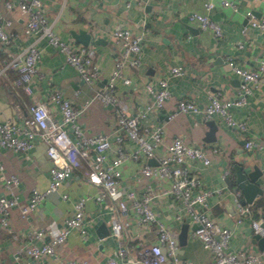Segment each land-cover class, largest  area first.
<instances>
[{
	"label": "crops",
	"instance_id": "0c3cea01",
	"mask_svg": "<svg viewBox=\"0 0 264 264\" xmlns=\"http://www.w3.org/2000/svg\"><path fill=\"white\" fill-rule=\"evenodd\" d=\"M212 1L213 7L206 11L203 0H40L47 18L53 20L54 30L72 45L80 42L71 35V28L83 27L92 33L93 38L99 37L98 41L89 44L99 68V76L91 84L84 82L77 70L66 61L62 51L41 40L31 94L19 91L14 85L13 72L0 73V120L15 118L17 109L24 116L28 103L46 100L53 88H59L75 107H81L94 88L105 82L119 55L120 47L111 38V31L119 26L142 31L140 62L124 69V75L130 80L123 82L118 78L115 88L123 107L129 112H137L152 101L151 93L144 87L145 83L150 81L157 87L158 78L166 77L168 80L170 94L160 112L153 111L146 119L149 124L162 123L164 131L161 142L154 149L155 157L148 159V162L155 163L156 157L164 154L166 143L175 135H181L187 143L204 149L210 158L209 162L189 159L186 162L188 172L198 176L199 184L196 187L221 189L207 197L206 205L196 203L194 207L209 214L218 224L232 228L230 249L245 247L259 250V245L253 240L251 218L264 221V192L256 194L248 202L249 213L237 222L234 203L236 193L232 188L234 184L229 183L227 176L230 175L234 182L235 169L231 165L235 162L244 171H249L253 164H257L261 172L255 181L264 191V158L260 151L243 146L244 137L264 140V83L253 85L244 103L231 106L233 116L245 121V130L228 125L219 113L206 117L201 113L179 111L173 117L165 118V114L176 107L177 99L181 96L199 104L208 102L214 93L223 98L234 97L239 77L227 66L226 58L230 56L242 66L255 67L256 58L264 53V33L250 25L244 16L247 9L255 16L263 15L264 0H231L235 8L224 5L221 0ZM193 9L206 11L220 24L222 34L214 35L209 29H199L196 23L189 21L188 12ZM0 12L12 19L11 25L6 26L11 32V40L8 43L0 41L1 65L8 56L31 41L33 35L26 28L24 17L17 7L6 9L3 0H0ZM173 64H181L184 71L170 74ZM50 105L53 106L52 103ZM52 108L55 110V107ZM55 114L60 117L57 110ZM206 119H212L217 125L213 139L204 137L208 128ZM77 120L88 134L100 131L112 133L116 110L95 98L82 109ZM208 136L212 137L210 133ZM123 145L128 150L135 148L134 142L127 137L123 139ZM0 159L5 166V174L13 172L20 178L15 189L19 204L28 199L32 187L43 189L47 185L51 160L46 154L45 142L39 136L34 138L33 146L26 151L4 148ZM142 161V154L136 159L124 161L121 167L124 179L121 189L129 185L140 191L141 180H137L136 174ZM86 168L84 165L72 172L57 191L47 193L35 209L29 210L27 217L21 215L19 204L10 209L8 224L0 226V256L3 264H61V260L70 258L85 264H106L108 256H117L116 250L121 243L132 253L137 252L138 233L145 242L155 240L154 225L140 224L130 210L120 214L123 222L120 237L112 234V202L108 197L96 199L100 187L84 178ZM226 169L228 173L223 176ZM238 191L242 197L241 190ZM1 192H5V189L0 175ZM61 192H67L68 196L62 198ZM79 195L85 197L86 237L73 229L57 247L56 257L44 255L34 259L22 255L19 259L14 258V251L20 244L34 240L29 235L31 226L43 227L49 223L55 227L62 225L65 217L71 213L72 200ZM153 207L158 218L177 237L179 254L193 264L208 263L210 251L192 234L194 222L185 211L182 201L167 194L156 198ZM100 222H104L101 227ZM184 224L186 233L179 240L178 234Z\"/></svg>",
	"mask_w": 264,
	"mask_h": 264
},
{
	"label": "built area",
	"instance_id": "2783aa9c",
	"mask_svg": "<svg viewBox=\"0 0 264 264\" xmlns=\"http://www.w3.org/2000/svg\"><path fill=\"white\" fill-rule=\"evenodd\" d=\"M3 2L6 9L17 7L24 17L26 28L33 35L31 41L8 56L0 65V73L14 71L15 86L20 85L24 92L32 93L41 40L62 51L66 61L77 70L84 82L91 84L99 76V68L93 59L91 45L81 43L72 45L61 38L53 28V20H49L44 13L40 0H3ZM221 2L235 8L231 0H221ZM203 7L206 11L211 9L213 1L203 0ZM206 11L193 9L188 12V20L196 23L199 29H209L214 35H221L220 24ZM244 16L250 25L256 26L264 33V14L255 16L250 9H247ZM11 23L12 19L0 12L2 43L11 40V32L6 28ZM142 37V31H134L127 26H119L111 31V38L120 47L119 55L115 58L105 82L94 88L92 95L81 107H75L59 88H53L49 91L46 100H33L28 103L27 114L24 116L17 109L15 118L5 117L0 120V156L4 148L21 151L30 149L34 138L39 136L44 140L46 154L51 160L47 185L43 189L32 187L28 199L19 204V196L15 189L20 178L13 172L5 174V166L0 159V175L5 189V192L0 193V226L8 224L9 212L13 206L19 204L21 215L27 217L28 211L35 209L47 193L57 191L72 172L86 165L84 178L100 187L96 199L102 200L108 197L112 202L111 232L115 237H120L123 226L120 214H125L129 210L140 224L154 225V241L145 242L138 233L137 252L132 253L121 243L116 250L117 256H108L106 264H193L191 260L179 254L177 237L169 226L158 218L154 210L155 199L167 194L179 198L191 220L196 223L192 234L202 241L211 255L206 264H264V249L252 250L245 247L230 249L229 238L232 228L218 224L209 214L194 207L196 203L206 205L207 197L221 189V187H196L199 184L198 176L188 172L186 162L189 159L209 162L210 158L204 149L196 144L187 143L181 135H175L166 143L164 154L157 156L155 163L148 162V159L155 157L154 149L161 142L164 131L162 123L149 124L146 119L149 113L160 112L165 99L170 94L168 80L166 77L158 78L157 87L150 81L145 83L144 87L151 93L152 101L137 112H129L123 107L115 88L118 78L123 82L130 80L124 75V69L139 64ZM256 60L255 67H246L230 56L226 58L227 66L239 77L238 89L234 97L223 98L218 93H214L210 95L208 102L199 104L181 96L177 99L176 107L166 113L165 118L169 119L179 111L201 113L206 117L219 113L228 125L245 130V121L233 116L231 106L244 103L253 85L264 83V53ZM183 71L181 64H173L170 67V74H180ZM95 98L104 104H110L116 110V123L112 133L100 131L88 134L77 120L82 109ZM52 107H55V110ZM56 110L60 117L56 116ZM125 137L134 142L135 148L128 150L124 147ZM243 146L260 151L264 158V140L244 137ZM141 154L143 161L136 174L137 180H141L140 191L129 185L121 189L124 181L121 167L124 161L141 157ZM227 173L226 169L222 175L226 176ZM232 188L236 193L234 196L236 221L240 222L250 211L249 203L240 196L238 188L234 186ZM67 196V192H61L62 198ZM84 201V196H76L72 200L71 213L58 227L53 223L43 227L31 226L29 235L34 240L20 244L14 251V258L19 259L22 255L34 259L44 255L56 257L57 247L65 241L68 233L73 229L86 237L88 229L84 220ZM251 225L254 233L264 236L263 219L252 217ZM60 262L85 264L73 258ZM0 264H3L1 256Z\"/></svg>",
	"mask_w": 264,
	"mask_h": 264
},
{
	"label": "water",
	"instance_id": "95a60500",
	"mask_svg": "<svg viewBox=\"0 0 264 264\" xmlns=\"http://www.w3.org/2000/svg\"><path fill=\"white\" fill-rule=\"evenodd\" d=\"M71 35L81 44H90L94 43L95 41H98L99 37L93 38L92 33L90 31H87L83 27H77V28H71L70 29ZM206 125L208 126L205 138L207 139H213L215 137L214 131L216 130L217 125L212 119H206L205 120ZM211 134L212 137L208 136V134ZM231 166L235 169V179H234V186L239 188L242 192V197L245 201L251 202L256 194H260L263 192V189L259 183H257L255 180L257 179L258 175L260 174V168L257 164H253L252 169L249 171H244L242 169V166L238 163H233ZM101 223V222H100ZM104 222L100 224L103 226ZM196 226V223L192 224V227L194 228ZM103 232H105V228H103ZM107 231V227H106ZM186 233V224H184L178 234L179 240L185 235ZM253 240L257 242L260 249H264V236H260L258 233L253 234Z\"/></svg>",
	"mask_w": 264,
	"mask_h": 264
},
{
	"label": "trees",
	"instance_id": "16d2710c",
	"mask_svg": "<svg viewBox=\"0 0 264 264\" xmlns=\"http://www.w3.org/2000/svg\"><path fill=\"white\" fill-rule=\"evenodd\" d=\"M9 71L14 73V71H12V70H9ZM11 75H13V78H15V76H16L15 73H14V74H11ZM17 88L19 89V91H22V90H23L22 87H21L20 85H18ZM22 92H23V91H22ZM227 178H228L229 183H230L231 185L234 184L233 179H232V177H231L230 175H228Z\"/></svg>",
	"mask_w": 264,
	"mask_h": 264
}]
</instances>
